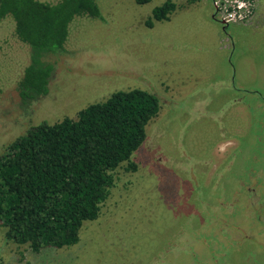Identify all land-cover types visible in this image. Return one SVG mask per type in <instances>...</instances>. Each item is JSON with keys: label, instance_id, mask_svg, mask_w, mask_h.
Segmentation results:
<instances>
[{"label": "rangeland", "instance_id": "rangeland-1", "mask_svg": "<svg viewBox=\"0 0 264 264\" xmlns=\"http://www.w3.org/2000/svg\"><path fill=\"white\" fill-rule=\"evenodd\" d=\"M96 1L101 17L71 22L64 51L45 57L49 92L27 105L31 48L0 20V155L117 90H148L160 110L77 244L34 252L0 226V264H264V0L236 22L223 0H172L153 26L166 0Z\"/></svg>", "mask_w": 264, "mask_h": 264}, {"label": "trees", "instance_id": "trees-1", "mask_svg": "<svg viewBox=\"0 0 264 264\" xmlns=\"http://www.w3.org/2000/svg\"><path fill=\"white\" fill-rule=\"evenodd\" d=\"M176 7L172 0L155 6L147 25L168 19ZM83 15L101 17L96 0H0V20L11 16L17 37L31 48L18 83L24 105L49 92L54 67L45 57L64 51L71 22ZM159 110V97L148 90H117L77 118L42 121L15 138L0 155L5 237L34 252L77 244L84 223L99 217L113 172L144 143Z\"/></svg>", "mask_w": 264, "mask_h": 264}, {"label": "built area", "instance_id": "built-area-1", "mask_svg": "<svg viewBox=\"0 0 264 264\" xmlns=\"http://www.w3.org/2000/svg\"><path fill=\"white\" fill-rule=\"evenodd\" d=\"M253 0H223L220 6L226 12V21L243 20L251 13Z\"/></svg>", "mask_w": 264, "mask_h": 264}]
</instances>
